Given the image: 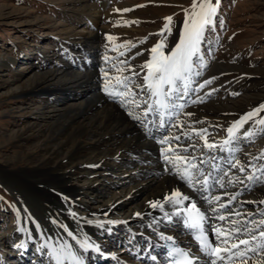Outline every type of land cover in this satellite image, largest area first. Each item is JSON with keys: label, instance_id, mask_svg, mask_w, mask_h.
I'll return each instance as SVG.
<instances>
[{"label": "rangeland", "instance_id": "374dc122", "mask_svg": "<svg viewBox=\"0 0 264 264\" xmlns=\"http://www.w3.org/2000/svg\"><path fill=\"white\" fill-rule=\"evenodd\" d=\"M192 3L193 0H0V264H50V231L56 222L40 202L7 179L30 162L46 164L42 160L47 156L41 152L44 137L38 135L40 130L51 124H67L68 117L59 120L60 112H76L80 105L88 102L94 93L90 91L94 90L102 96L104 106L113 103L137 114L145 109L156 115L154 110L148 111L155 98L150 97L146 88L144 77L148 70L142 66L151 60V49L161 41L164 54H171L183 32L185 11H191ZM212 3L215 6L217 0ZM167 17H171V31L161 36ZM91 35L92 39L85 40ZM199 57L193 58L187 93L181 94L179 99L175 94L172 98L183 108L165 110L163 124L160 120L152 123L151 132H156V136L143 134L141 141L148 144L169 138L168 144H179L192 159L205 161L203 172H215L205 197L211 198L217 181L228 182L225 192L235 199L224 201L227 206L224 211L236 209V200H239L244 210L251 212L249 216L257 212L254 219H262L264 182L254 183L247 177L253 173L259 176L258 170L264 168V158H261L264 156V126L253 122L264 119V110L239 129L234 144L224 145V141L230 139L228 128L264 105V0H218L213 23L204 32ZM90 59L91 68H74ZM86 72L94 73L86 84H69L74 74ZM54 73L57 75L51 77ZM43 76L46 77L43 85L51 87L49 92L29 91L32 79ZM115 77L129 78L127 90L119 86L116 91H128L131 95L110 96L104 91L108 80L116 86ZM207 81L211 83H205ZM23 87L28 92L17 96ZM167 88L165 86L166 91ZM135 99L139 107L130 105ZM181 124L184 129L192 128L180 130ZM245 132L254 135L249 137ZM27 136L30 138L22 141ZM205 140L216 147L208 149ZM230 148L236 150L230 151ZM33 151L37 156H33ZM139 156L152 159L147 154ZM127 160L130 161L128 157L120 162L108 159L104 166L99 163L92 168L70 167L76 173L70 185L78 203L73 208L77 216H86L88 209L122 204L109 210L106 216L113 222L109 234L118 239V243L103 234L96 235L95 241L100 247L98 259L92 263L89 255L88 264L150 263L148 253H128L132 242L129 243L126 234L130 232L142 237L140 240L145 244L158 243L156 232L138 233L128 219L144 205V196L142 200H126L135 188L146 183L152 182L148 186L152 190L150 195L158 190L155 166L146 163L143 167L148 175L133 181L134 167ZM241 168L245 170L242 172ZM198 185L197 189L204 187ZM237 215L238 212L229 216ZM165 236L166 240L174 239ZM157 245L161 247V243Z\"/></svg>", "mask_w": 264, "mask_h": 264}, {"label": "bare ground", "instance_id": "6f19581e", "mask_svg": "<svg viewBox=\"0 0 264 264\" xmlns=\"http://www.w3.org/2000/svg\"><path fill=\"white\" fill-rule=\"evenodd\" d=\"M92 36L93 35H91V37H85V40L92 39ZM92 63L93 61L90 59L83 65L80 64L74 68H77V70H85V68H91L93 65ZM55 75H57V73L52 74L51 77ZM91 75H94V73L86 72L85 74L80 73V75L74 74L71 80L69 79V84L75 82H77V85L86 84L91 78ZM45 79V76L32 79L29 91L41 90L43 92H49V88L51 87L43 85L46 84ZM93 88L92 86L90 89L93 90ZM95 91L96 90L90 91V94L92 92L94 93L91 94L92 96H89L90 98L87 99L88 102H84V106L80 105L81 107L79 109L77 108L76 112H60L58 116L59 120H62L63 117H68V123L65 122L67 124L61 123V125L57 124L54 126L51 124L40 130L38 135L44 137V145L42 146L43 149L41 152H44L47 156V158L45 157L42 159L46 162L45 165L42 163L38 164L37 162H30L29 166L26 168L17 171L16 174L12 176H7L8 180H12V182L24 189L34 201L40 202L46 208L47 215L51 216V220L56 222V226L50 231L52 239V246L50 247V252L52 254L51 260L49 261L50 264H57V260L54 258L55 254L61 257L62 264H77V262L78 264H88L89 255L93 258L92 263H95L98 259L97 251L100 249L95 238L96 235L99 234L111 238L115 244L118 243V239L112 238L109 234V227L113 222L108 220L106 216L109 210L122 207V204L113 203L110 207H102L99 210L88 209L86 216H77L75 212H73V208L78 203L74 199L75 195H73V188L70 185L71 177L76 175V173L75 170L70 169V167L83 166L92 168L99 163L104 166L108 159L111 160V162H120L124 157H128L130 161H127L131 162L130 165L134 167L133 171L135 172H133V175L135 176L132 177L133 181L140 178L143 179L148 175L145 171V167H143L146 163L155 166V173L158 175V181L160 180V182L156 181L158 183L156 185L159 186V188H156L158 189L156 191L154 190L155 195H150V191H152L151 188L148 187L150 183L152 184V182H150L142 187L135 188L126 199L142 200L141 198L144 196V205H141L138 212L128 218L131 224L135 226L138 233L145 232V234L148 235L154 231L158 236V239L156 237L158 243H164L166 241L165 235L172 236L174 239L170 238L169 241L174 242L186 253L188 257L193 260V264H212V261L216 260V258L208 256L200 249L195 239V231L187 228L184 223V213L176 215L180 207L186 209L190 204L194 203L205 216L202 227L204 229V234L208 237L209 243L213 246L223 247L222 238L216 235V229L255 230L253 234L259 238V232L264 230V226H261L259 221L264 220V217L255 220L254 218H256L257 212L249 216L251 212L244 210L239 200H236V209L231 208V211L228 210L229 212L224 211L227 208L224 201L229 200L232 196L231 193L227 194L225 192V185L228 182L219 181L216 183L215 187L217 188L214 187L211 198L208 197L205 199V191L203 193L197 191L199 185L195 183L198 179L195 175L196 169H191L190 171L196 179L193 178L194 187L186 191L184 188L188 187L186 182L182 181L176 169L165 161L161 149L171 147L175 153L196 164L197 168L201 171L205 168V161H200L199 158L196 160L192 159V157L187 155L185 148L178 146L179 144L173 145L172 142L170 144H161L159 142L160 140L149 141L150 143L147 144L141 141L143 134L152 133L151 135L153 137L156 136V132H151L153 127L152 123H156L161 119L159 115H153L148 112L147 117H145V109L137 114L134 110L131 112L126 106H117L113 103L104 106L105 104L101 102L102 96L96 94ZM27 92L28 90L23 87L17 96L22 97ZM136 101L135 99L134 103L132 102L130 105L136 106ZM100 103H102L101 107H97V110L93 112ZM130 113L132 114L130 115ZM134 116L138 117V119L133 118ZM183 123L185 124V122ZM179 127L180 130L183 131L192 128L184 129L182 124L179 125ZM29 138L28 136L25 138L23 137L22 141H26ZM169 140V138L166 139V141ZM108 147H110V149H107ZM102 148L106 150L100 151ZM32 153L33 156H37L36 151ZM140 154H147L149 157L151 156L152 159H146L147 157L142 158L139 156ZM168 155L171 156L173 153L169 152ZM65 161L68 164H65ZM125 165L127 166V164ZM107 166L109 167V165ZM181 168L183 169V165H181ZM214 168L216 169V167ZM217 168L219 169V166H217ZM0 171H2L1 167ZM203 173L209 181H212L215 175L213 171H210V173ZM229 178L230 177L227 179L229 180ZM164 182H166V184L163 185ZM90 187H92V185H90ZM220 187L222 188L220 189ZM173 191H180L182 194L187 195L190 198L189 201H185L182 206L177 207L168 204L164 200V197L170 195ZM228 191L230 192V190ZM217 196L220 197V200L214 201L213 198ZM209 200H213V203H208ZM153 202H159L162 207L158 206L153 208ZM217 205L218 207L216 208ZM221 205H224V207H221ZM237 212L239 215L235 217L229 216ZM220 216H224L225 219H219ZM176 236L180 238L178 237L177 239ZM126 237L129 243L132 242V247L128 248V253L132 251L140 252V255H142V253H144V255L148 253L150 262L148 264H163L167 259L164 249L158 247L157 242L154 244H145L140 240L142 237H138L131 232L127 233ZM235 238L234 235L233 239ZM242 238L250 237L247 232H244L242 233ZM241 248H243V246H241ZM95 252L96 257L93 256ZM73 257H75V260ZM260 257L261 259L257 260L256 257L249 252L246 259L248 264H264V253H261ZM137 262L139 263V261ZM216 264H221V261L216 260ZM223 264H229V261L225 260ZM235 264H241L240 260L236 259Z\"/></svg>", "mask_w": 264, "mask_h": 264}, {"label": "snow or ice", "instance_id": "6c2138e0", "mask_svg": "<svg viewBox=\"0 0 264 264\" xmlns=\"http://www.w3.org/2000/svg\"><path fill=\"white\" fill-rule=\"evenodd\" d=\"M218 7L217 4L214 6L212 0H193L191 5V11H185V20L183 24V32L180 35L179 42L176 44L175 48L171 50L170 55H165L163 52V41L157 43L152 49V58L149 62L145 63L142 67L146 68L147 75L144 77L146 82V88L150 94V97H154L155 100L153 104L149 105L148 111H155L160 116V123L164 122L165 110L174 109V108H183V105H177L172 100L173 95L175 94L176 99L180 98L181 94H186L189 89L188 81L190 80L191 75L193 74L194 68V57L199 59L200 44L204 36L206 28H209L213 23V17L216 14ZM171 17L166 18V23L162 29L160 35L163 36L165 32H170ZM109 40L114 39L113 37H108ZM124 47V46H121ZM197 75L199 73H196ZM116 80V86L111 85V81L108 80L105 83L104 91L110 96H125L131 95L128 91L118 92L116 87L123 86L127 90L129 78H124L121 80L119 77L114 78ZM205 83H211L207 81ZM165 86H168L167 91ZM204 87V85H200ZM195 91V89H193ZM134 103V101H133ZM144 103H148L145 101ZM139 107V105H136ZM264 110V105H260L258 108L254 109L252 112L245 114L240 120L235 122L230 128H228V134L230 139L224 141V145H232L237 139V132L240 128L243 127L245 123L250 120H253L257 114ZM132 113H130L131 115ZM171 115V112L168 113ZM148 112L144 113V116L147 117ZM133 118L138 119L134 116ZM254 123L264 126V119L253 120ZM264 131V128H262ZM201 138H204L201 133H197ZM244 135L252 136L253 132H245ZM176 139H179L178 137ZM161 144H167L168 141L161 140ZM205 146L208 149L216 147L214 144L207 143L205 140ZM235 148H230V151H235ZM186 151V149H185ZM162 155L166 162L170 163L173 168L176 169L177 174L180 179L186 182L189 188L194 187L193 182V173L191 169H196L195 175L198 179L195 181L197 184H202L204 187L197 189V191H207V185L209 180L204 176L203 171L197 168V165L188 161L185 157L180 156L175 153L171 147H165L161 149ZM169 152H172L173 155H168ZM261 158H264L262 156ZM183 165V169L181 168ZM244 168H241L240 171H244ZM261 174L259 176L253 173L249 175L247 179L254 183L264 182V168L258 170ZM211 175V174H210ZM219 182V181H217ZM231 183V181H230ZM207 199V197H204ZM187 195L182 194L180 191H173L170 195L165 196L164 200L172 205L173 207L182 206L185 201H189ZM235 199V197H231ZM214 201H219L220 197H214ZM213 200H209L208 203H213ZM162 207L159 202H153L152 207ZM224 207V205H221ZM184 213L185 219L184 223L187 228L194 230L196 235L195 239L197 240L200 249L210 257H215L216 260L223 261L228 260L229 264H235V260L239 259L241 264H248L246 259L247 254L251 252L257 260H260V254L264 253V230L259 232V238L253 234L255 230L248 229H231V230H221L216 229V235L222 238L221 246H213L209 243L208 237L204 234V229L202 227L203 221L205 220L204 214L197 207L196 204L192 203L186 209L180 207L176 212V215ZM219 219L224 220V216H220ZM261 226H264V220L259 221ZM247 232L250 238H242V233ZM235 235V239L233 236ZM23 245H16V247H22ZM243 246V248H241ZM235 250V251H233ZM223 253V254H222ZM170 256L180 257L179 260H174V264H193V260L188 257V255L179 249H173L169 252ZM57 260V264H62L61 257L54 256ZM75 260V257H73ZM216 260L212 261V264H216ZM78 264V262H77Z\"/></svg>", "mask_w": 264, "mask_h": 264}, {"label": "trees", "instance_id": "16d2710c", "mask_svg": "<svg viewBox=\"0 0 264 264\" xmlns=\"http://www.w3.org/2000/svg\"><path fill=\"white\" fill-rule=\"evenodd\" d=\"M14 2H21V0H14Z\"/></svg>", "mask_w": 264, "mask_h": 264}]
</instances>
